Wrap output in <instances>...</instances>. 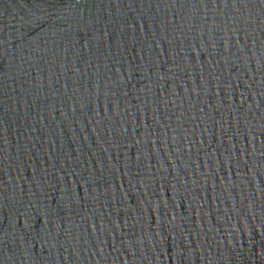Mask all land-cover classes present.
Returning a JSON list of instances; mask_svg holds the SVG:
<instances>
[{
	"label": "water",
	"instance_id": "water-1",
	"mask_svg": "<svg viewBox=\"0 0 264 264\" xmlns=\"http://www.w3.org/2000/svg\"><path fill=\"white\" fill-rule=\"evenodd\" d=\"M0 264H264V0H0Z\"/></svg>",
	"mask_w": 264,
	"mask_h": 264
}]
</instances>
